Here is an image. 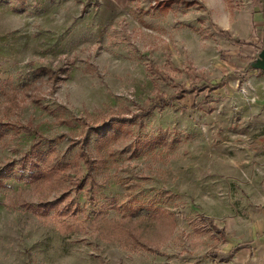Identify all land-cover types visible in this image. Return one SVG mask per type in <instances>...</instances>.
<instances>
[{"label": "rangeland", "instance_id": "374dc122", "mask_svg": "<svg viewBox=\"0 0 264 264\" xmlns=\"http://www.w3.org/2000/svg\"><path fill=\"white\" fill-rule=\"evenodd\" d=\"M130 1L98 27L86 0H0V264H174L219 244L201 216L204 155L235 153L248 111L226 93L243 85L231 49L241 41L215 22L232 27L264 0ZM159 98L169 103L152 110ZM135 114L114 138L93 132ZM33 131L46 180L19 177ZM58 199L42 217L22 205Z\"/></svg>", "mask_w": 264, "mask_h": 264}, {"label": "crops", "instance_id": "0c3cea01", "mask_svg": "<svg viewBox=\"0 0 264 264\" xmlns=\"http://www.w3.org/2000/svg\"><path fill=\"white\" fill-rule=\"evenodd\" d=\"M66 1L54 0V3ZM86 1L85 9L89 8V12L95 9L91 20L98 27H106L131 6L130 0ZM248 15L247 20L243 14L237 16L232 27L227 21L215 22L232 40L241 41V44H232L231 49L237 56L236 66L241 68L234 77L236 81L240 78L243 85L239 92L232 85H218L221 78L208 91H221L226 86L229 98L232 94L239 96L236 105H240L241 113L248 111L237 119L241 128L234 135L235 153H226L225 161L220 154L204 155L205 163L213 165L208 166L210 176L204 181L208 191L201 216L203 221L216 225L219 235L213 234L219 244L212 249L203 248V252L190 247L186 255L174 256V264H264V71L248 68L262 47L264 11L252 7ZM229 147L232 145L226 144ZM225 226L230 227L227 230Z\"/></svg>", "mask_w": 264, "mask_h": 264}, {"label": "trees", "instance_id": "16d2710c", "mask_svg": "<svg viewBox=\"0 0 264 264\" xmlns=\"http://www.w3.org/2000/svg\"><path fill=\"white\" fill-rule=\"evenodd\" d=\"M221 84L222 83L220 82L218 85H221ZM215 87H216L215 85H212L208 89H214ZM203 89H206V87L203 86L201 88H198V91H202ZM179 95L182 96V94H179ZM168 101L172 102L173 100L170 97V99ZM152 102L153 103L150 106V108L152 110L155 108H162L169 103V102L163 100V98H159L158 100L152 101ZM140 109H142V107H140ZM145 111L147 112V108L143 109V112H145ZM113 120H114V122H111V121L105 122L103 124L105 126H103L102 128L101 127L100 128H94L93 132L96 133V135H99V138H101V139H104L107 136L114 138L115 137L114 134L118 133V132H116L117 127H115V125L116 124H122V123L135 124L136 114L134 115V117L130 116L129 118H124V117L119 118V116H117V117H114ZM19 127L23 130H25V128H26V126H24V127L19 126ZM31 134H32V138H33L31 150L29 149L28 153H24L20 158H18L19 159L18 162L20 164H19V167H17V169H20L22 172L24 170H28L27 171L28 175L26 176V175L20 174L19 177L29 178L31 180H39V179H45L46 180L48 177L51 176L52 163L50 162V158L46 153L42 152V150H40V148H36V147L42 146V141H44V137L39 135L38 133H36V131H33ZM112 138H109V139H112ZM41 155H43L42 158H41ZM32 156H37L38 159L37 160L32 159L33 158ZM78 156L80 159H82V161L86 165V172L89 173L93 167L92 166L93 165L92 158L88 154H84V153H79ZM9 165H11V164H9ZM21 171H19V172H21ZM4 177L5 176L0 175V186H4V181H3ZM83 183L84 182L80 181L78 184H75V186H78V188H79L83 185ZM59 199H61V197ZM59 199L54 201V202H52V201L51 202L40 201L36 204L24 203L22 205H24L26 207V209L29 210L32 214L42 217V216L48 215L51 212L52 206L57 205L58 204L57 202L59 201ZM69 202H70V200H68V203Z\"/></svg>", "mask_w": 264, "mask_h": 264}, {"label": "water", "instance_id": "95a60500", "mask_svg": "<svg viewBox=\"0 0 264 264\" xmlns=\"http://www.w3.org/2000/svg\"><path fill=\"white\" fill-rule=\"evenodd\" d=\"M261 45L262 47L257 52L255 58L249 62L248 68L264 71V30L261 34Z\"/></svg>", "mask_w": 264, "mask_h": 264}]
</instances>
